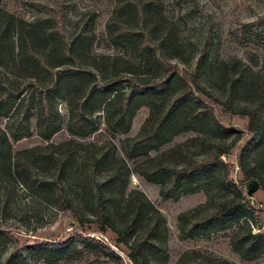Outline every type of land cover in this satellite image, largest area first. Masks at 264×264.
Segmentation results:
<instances>
[{
	"label": "rangeland",
	"instance_id": "rangeland-1",
	"mask_svg": "<svg viewBox=\"0 0 264 264\" xmlns=\"http://www.w3.org/2000/svg\"><path fill=\"white\" fill-rule=\"evenodd\" d=\"M133 1L145 3V26L139 22L137 8L127 0H0V9L23 21V27L32 32L35 51L56 67L55 70L77 66L99 73L104 83L86 101L88 130L84 134L72 132L77 129L73 120L80 95L77 91L92 81L91 76L76 77L75 82L65 83L50 93L53 111L50 125L40 121L39 93L33 96L27 122L20 130H16L15 124L20 100L11 101L13 108L9 112L0 106V127L7 132L13 153L29 151L25 156L31 163L32 174L44 182L29 188L25 184L26 174L18 170L14 159L5 153L0 157V264H133L130 249L118 242L115 232L110 229L102 232L96 223L81 224L72 211L63 209L59 189L53 184L57 170L50 161L39 159L32 149L51 144L59 147L65 143L71 146V158L63 175L71 180L107 178L120 167L126 179L127 170L123 165L130 168L126 187L109 183L107 191L117 197L138 189L163 213L168 229V258L163 262L156 257L155 264H178L185 252L194 249L231 262L264 264V257L248 263L233 250L231 238L236 226L227 223L223 227L188 232L189 224L179 222L181 213L207 203L209 197H213L209 209L215 208L220 198L232 197L231 188L218 183L215 174L186 179L179 185L178 199H165L162 188L173 181L169 172L152 180L137 172L150 167L156 159L178 168L188 159H207L217 153L216 141L229 145L238 135L240 138L231 152L221 158L231 164V178L235 183H243L244 174L253 171V162L242 168L239 157L252 139L248 113L258 109L264 132V0ZM118 24L147 30L154 42L162 43L166 61L177 64L178 71L188 78L200 63L202 90L199 93H203V99L220 123L239 132L212 130L205 135L197 131L202 125L184 129L185 124L179 123L164 128L159 144L131 149L127 140L142 133L153 111L160 116L170 97L185 84L178 80L164 92H139L130 104L131 122L124 123L117 107L118 94L131 84L117 79L129 71L138 73L142 79H153L162 70L152 59L148 63L141 60L138 41L118 37ZM19 37L11 31L4 40L5 66L14 69L17 86L33 83L35 66L23 54L26 46ZM69 47L72 54L66 56ZM227 65L233 66L232 76L226 71ZM239 74L243 77L237 81ZM110 80H116L115 84ZM230 89L234 91L231 103ZM200 106L188 104V112L199 111ZM199 136L204 141L196 142ZM182 144H187L188 149L180 150ZM56 151V157L65 156L63 150ZM102 155L106 159L95 167L93 163ZM254 179L260 183V189L253 195L246 193V205L253 211L247 227L253 232H264V188L260 179ZM245 183L247 190L248 183ZM82 207L91 211L89 198L83 201ZM88 238L106 245L112 252L84 240ZM72 239L77 252L73 246L71 252L52 253L40 248L44 243H66Z\"/></svg>",
	"mask_w": 264,
	"mask_h": 264
},
{
	"label": "trees",
	"instance_id": "trees-1",
	"mask_svg": "<svg viewBox=\"0 0 264 264\" xmlns=\"http://www.w3.org/2000/svg\"><path fill=\"white\" fill-rule=\"evenodd\" d=\"M129 5L136 7L140 13L139 22L142 26L146 24V14L144 11L145 3L142 1L127 0ZM23 21L18 20L13 14L0 9V106L9 112L13 105V99L20 100L21 108L19 117L16 120V130H20L27 122V114L32 106V100L35 93L41 96L42 114L40 121L44 124H52L53 111L50 104L49 96L61 88L65 83L75 82L76 77L91 76L92 81L82 85L81 91H77L79 95L77 114L74 117V126L72 129L75 134H84L88 130L86 117V101L96 88L104 87L103 78L99 73L93 71H84L77 66L64 67L56 69L46 60L42 59L34 48V39L30 33L22 25ZM22 25V26H21ZM15 31L22 39L21 43L26 46L22 48L23 54L35 63L32 78L33 83L29 85H16L17 75L13 68L6 67L5 57V35L7 32ZM117 35L126 40L138 41V47L141 52L140 58L143 62L148 63L149 59L158 65L162 74L153 79H142L136 72L129 71L117 79V82L127 81L131 85L122 93L118 94L117 107L121 112L120 119L126 124L131 122L130 104L139 92L154 91L156 93L167 91L171 87L172 82L181 80L185 87L175 92L168 100L165 109L160 116L154 111L147 120L143 131L135 138L128 139L131 149L149 147L160 143L164 128L183 123L184 129H193L198 127L197 131L201 134H208L213 131L219 132H239L235 129H229L220 123L215 117L209 105L203 99L201 92L202 84L199 78L198 63L195 72L190 78L182 75L175 63L166 61L162 43L154 42L147 30H136L118 24ZM66 56H71L70 47L65 51ZM144 63L143 66H146ZM200 65V66H199ZM229 76L234 74L233 66L227 65L226 69ZM128 74H131L128 75ZM243 74L236 77L237 81L242 80ZM115 84L116 80H110ZM233 89L229 90V102L233 101ZM200 94V95H199ZM201 104V110L188 112V104ZM1 108V107H0ZM226 110H228L226 108ZM258 109L254 113H248L250 117L249 130L252 134L251 141L244 146L242 154L239 157V163L242 168L251 165L253 162L252 172L245 173V181L243 183H235L231 178L232 166L229 162L223 160L221 155L230 153L236 142L239 140L238 135L231 144L227 145L223 141H216L217 153L203 160L188 159L181 168L170 167L165 165L160 159L153 162L150 167L140 168L137 170L146 178L152 180L159 174L169 172L173 178L170 185L162 188L161 194L165 199L179 198V185L186 179L201 174H215L218 183L225 185L232 190V197L216 198L218 205L209 209V202L213 197H209V201L179 215L180 223H188V232L193 230L209 229L213 226H236L231 238V246L233 250L245 262H253L264 257V232H253L247 227L248 221L253 215V211L247 207L248 201L245 199L247 190L245 182L258 178L261 180L264 188V132L261 118L257 115ZM1 112V111H0ZM174 124V125H173ZM176 126V125H175ZM210 126L211 129L209 128ZM204 128H207L206 130ZM196 142L204 141L202 137H197ZM70 144L65 143L62 146L47 145L45 147H36L35 151L39 159L50 161L57 170V176L53 184L59 189V194L63 200V209L73 212L74 218L84 224L96 223L102 232L112 230L118 236V242L130 249V257L133 264H155V258H160L165 262L168 258L167 236L168 229L163 213L154 206L151 200L140 190H132L128 195L115 197L107 191V185L123 184L127 185L128 174L130 168L125 164L127 170V178L124 179L120 167L107 178L93 179L92 181L81 178L77 181L64 177V172L69 165ZM187 144L179 146L180 150H187ZM187 148V149H186ZM57 149L64 151V157L55 156ZM29 151H21L16 154L12 151V145L9 141L7 132L0 127V157L3 153L14 159V164L27 176L26 186L31 188L32 184L41 186L44 182L37 179L32 174L31 163L25 156ZM106 159V155H102L99 160H95L93 165L96 167ZM256 180V179H254ZM89 198L92 204L91 211L82 207L83 201ZM243 199L245 201L243 202ZM142 223H147L146 227H142ZM8 236L6 232L2 233ZM190 234V233H189ZM96 243L103 250L112 252L106 245L97 242L95 239H84ZM74 239L66 243H44L40 245L45 251L53 252H71ZM73 249L77 252L76 246ZM55 254V253H54ZM56 256V255H55ZM154 256V259H153ZM178 264H244L228 261L222 257H212L199 250H190L185 252L179 259Z\"/></svg>",
	"mask_w": 264,
	"mask_h": 264
},
{
	"label": "water",
	"instance_id": "water-1",
	"mask_svg": "<svg viewBox=\"0 0 264 264\" xmlns=\"http://www.w3.org/2000/svg\"><path fill=\"white\" fill-rule=\"evenodd\" d=\"M259 189H260V183L257 180L253 179L247 184L248 195H253Z\"/></svg>",
	"mask_w": 264,
	"mask_h": 264
}]
</instances>
